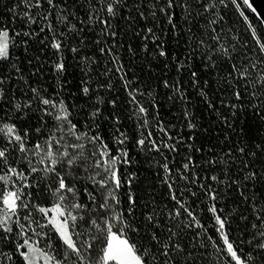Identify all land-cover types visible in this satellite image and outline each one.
Instances as JSON below:
<instances>
[{"label": "snow or ice", "instance_id": "snow-or-ice-1", "mask_svg": "<svg viewBox=\"0 0 264 264\" xmlns=\"http://www.w3.org/2000/svg\"><path fill=\"white\" fill-rule=\"evenodd\" d=\"M262 5L264 0H12L6 8L11 15L0 17V63L19 73L15 50L23 45L27 51L28 40L43 34L58 87L48 92L25 80L28 92L17 96L11 87L5 91L12 77L0 75V264H214L213 256L218 264H264ZM122 20L129 27L135 22L142 50L162 58L163 68L172 65L191 78L198 98L222 122L220 132L227 130L222 155H195L203 145H195L197 116L183 81L159 77L169 90L167 101L180 106L179 128L161 118L154 96L143 102L151 91L131 87L124 63L107 46ZM236 23L244 25L241 31L231 26ZM173 43L180 56L168 47ZM89 44L101 57H112L111 68L97 71ZM67 53L74 65L66 62ZM70 67L82 73L75 82L68 79ZM39 71L37 66L33 75ZM111 75L128 92L134 139L116 111L118 98L105 99L114 90ZM130 143L156 167L172 202L166 210L141 204L132 193ZM232 192L238 194L231 200L235 207L225 211ZM141 208L147 211L138 218Z\"/></svg>", "mask_w": 264, "mask_h": 264}, {"label": "trees", "instance_id": "trees-1", "mask_svg": "<svg viewBox=\"0 0 264 264\" xmlns=\"http://www.w3.org/2000/svg\"><path fill=\"white\" fill-rule=\"evenodd\" d=\"M12 5V0H6V4H0V17H3L5 20L11 15L6 11L7 7ZM74 7V6H73ZM123 11V10H122ZM126 15V13H125ZM237 16H232L233 21H237ZM182 22V21H181ZM115 24V22H113ZM143 24V22H141ZM237 31H241L244 27L241 23H236L235 25H231ZM35 27V26H33ZM135 22H132V27H129V22L126 20L120 21L119 24H115V30L117 35L115 38H107L109 47L113 48V52L118 55L120 61L124 63L125 68L127 69V78L132 81L131 87L136 88L139 87L145 93L151 91L152 96L145 97L144 101L147 103L151 101L153 96L157 99L158 102L161 103V118L165 121L166 124H174L179 128V125L183 123L182 120L177 119V117L181 114V109L179 104L175 106L169 103L166 99V94H169L168 89H164L162 86V82L159 80V77L163 76L164 78L176 80L179 79L183 81L184 87L188 90L192 101V110L195 111L197 116L198 130L196 132L197 140L195 141L196 146L203 145V152L196 153L195 155L199 159L201 155L207 158H211L210 150L216 153L223 154L221 149L226 148L227 142L225 144H221V140L223 136L226 134L225 132H220V129L223 127L222 122H220L215 112L209 110L204 103L201 102V99L198 98L197 89L193 88L190 84V77L186 72H182L178 74L174 66L170 65L167 69L163 68L162 58L154 59L152 55L144 52L142 50L143 41L134 35L133 28H135ZM38 31V29H37ZM98 32V29H97ZM88 40H91L93 37V33H86ZM43 34H41V37ZM41 37H34L28 40V50H24V46L21 45L18 49L15 50L14 61L17 64V67L20 68V72L17 73L15 69L11 66L5 67L3 63H0V75L4 77H12L11 83L5 84V91L7 92L9 87L12 88V91L17 95L21 96L22 92H28V88L24 85V81L27 80L28 83L32 86L47 89L48 92H52L56 87H58L57 81L54 78L52 72V57L51 50L45 47V44L40 43ZM27 39V38H23ZM102 40L105 38H101ZM78 41L73 43L72 46H77ZM129 45H131L132 51L129 50ZM100 46H105L103 43ZM151 47V44L149 45ZM168 47L170 50L175 53V55L180 56L181 49L176 44H169ZM43 49V51H41ZM89 55L95 56L99 61V68L97 71H103V67L105 64L108 67H112L111 56H103L101 57L98 53V48L89 44L88 49H86ZM67 63L69 65H74L75 61L72 60V54L67 53ZM15 57H19L18 60H15ZM39 57L40 59H36ZM32 60L33 63L29 64L28 61ZM39 66L40 71L36 75H33L35 68ZM95 67V66H94ZM201 71H203L201 69ZM74 73V75H73ZM82 73L78 67H70L68 79L73 82L76 81L78 77H80ZM16 77H20L16 79ZM212 79L211 77H208ZM111 81L113 84V92L107 93L105 95V99L108 98H118V109L117 112L120 114V119L123 121L124 127L128 129L129 135L135 138V123L133 120L128 119L129 116V105L127 104L128 92L125 90L123 84L121 83L119 77L117 75H111ZM30 95V93H29ZM66 99H68L69 103H72L73 97L65 94ZM209 97L215 101L216 95L214 93H209ZM78 103L83 104L82 100H79ZM105 111L109 108V106H104ZM4 113L0 112V116H3ZM243 115V114H242ZM78 119L83 120V116H79ZM244 122H247V117H244ZM208 128V132H204L203 129ZM101 130L106 131V122L101 125ZM184 134L187 135V129H185ZM219 134V135H218ZM256 141H253L255 143ZM132 149V155L134 157L133 163L128 166L129 173H135L136 178L132 184L131 191L136 195L141 204L151 203L157 205L159 209H165V205L168 207L172 206V202L168 200V193L166 187H162L160 185L159 179L156 176V167L152 166L145 155L139 153L130 143L128 145ZM236 192L231 193V197L226 203L225 211H230L235 207L231 200H234L237 197ZM153 197L155 199L153 200ZM187 198V197H186ZM126 202L127 197H124ZM203 207V205H200ZM166 210V209H165ZM241 211H244V206L241 205ZM147 211V209H138L136 212V216L139 218L141 212ZM202 218L206 219L207 214H201ZM210 223V222H209ZM243 222H241L242 226ZM208 226V225H206ZM236 223H233V228H236ZM209 232L211 233L213 229L209 226ZM238 235V233H237ZM185 240L188 239V233H185ZM189 250H192L191 248ZM214 251V250H213ZM183 259V257H181ZM214 264H218L215 261L214 256L212 257Z\"/></svg>", "mask_w": 264, "mask_h": 264}, {"label": "water", "instance_id": "water-1", "mask_svg": "<svg viewBox=\"0 0 264 264\" xmlns=\"http://www.w3.org/2000/svg\"><path fill=\"white\" fill-rule=\"evenodd\" d=\"M262 6H264V5H262Z\"/></svg>", "mask_w": 264, "mask_h": 264}]
</instances>
